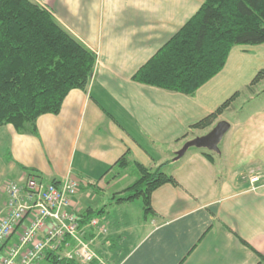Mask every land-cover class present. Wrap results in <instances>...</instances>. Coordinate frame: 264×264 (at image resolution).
<instances>
[{
  "label": "crops",
  "instance_id": "obj_1",
  "mask_svg": "<svg viewBox=\"0 0 264 264\" xmlns=\"http://www.w3.org/2000/svg\"><path fill=\"white\" fill-rule=\"evenodd\" d=\"M33 1L97 63L86 89L69 90L58 113L37 117L36 132L0 127V217L7 182L32 171L45 182L73 177L81 185L71 209L102 210L109 231L95 246L113 264H264V77L251 84L264 70V43L233 46L223 69L185 94L133 75L205 0ZM232 96L212 125L193 127ZM222 120L230 126L217 150L191 146L177 157ZM135 162L165 164L176 181L153 191L148 214L137 199L112 203L137 179ZM253 172L261 179L251 184Z\"/></svg>",
  "mask_w": 264,
  "mask_h": 264
},
{
  "label": "trees",
  "instance_id": "obj_2",
  "mask_svg": "<svg viewBox=\"0 0 264 264\" xmlns=\"http://www.w3.org/2000/svg\"><path fill=\"white\" fill-rule=\"evenodd\" d=\"M261 43L264 0H205L133 79L193 94L223 69L233 46ZM96 63L97 54L70 34L46 7L33 0H0V127L12 124L20 132H36L39 115L58 113L69 90L87 88ZM262 77L264 70L251 84ZM234 97L193 127L212 125ZM129 161L127 155L119 160L121 165ZM135 165L137 179L115 193L112 203L140 198L148 214L153 212V191L176 181L163 170L165 164L154 169L139 162ZM101 211L90 216L87 210L82 216L87 220Z\"/></svg>",
  "mask_w": 264,
  "mask_h": 264
},
{
  "label": "built area",
  "instance_id": "obj_3",
  "mask_svg": "<svg viewBox=\"0 0 264 264\" xmlns=\"http://www.w3.org/2000/svg\"><path fill=\"white\" fill-rule=\"evenodd\" d=\"M260 179L258 172L249 176L251 184ZM80 185L73 177L45 182L35 174L7 182L6 212L0 217V264H40L47 257L66 264H113L95 246L108 234L105 218L85 220L71 209ZM15 234L17 240L9 244Z\"/></svg>",
  "mask_w": 264,
  "mask_h": 264
},
{
  "label": "water",
  "instance_id": "obj_4",
  "mask_svg": "<svg viewBox=\"0 0 264 264\" xmlns=\"http://www.w3.org/2000/svg\"><path fill=\"white\" fill-rule=\"evenodd\" d=\"M229 126V122L225 120L219 121L206 134L196 136L195 138L186 141L182 148L177 152V157H181L191 146L207 148L209 150H217V144L225 132L229 129Z\"/></svg>",
  "mask_w": 264,
  "mask_h": 264
},
{
  "label": "rangeland",
  "instance_id": "obj_5",
  "mask_svg": "<svg viewBox=\"0 0 264 264\" xmlns=\"http://www.w3.org/2000/svg\"><path fill=\"white\" fill-rule=\"evenodd\" d=\"M128 172V174H130V171L128 170L127 171ZM133 175V174H132ZM131 179H135L134 177H132ZM130 181H129V179H126V180H123V182H120L119 184L120 185H123V184H128ZM115 189L113 186L112 187H110V188H108V189H106L104 192H103V194H104V196H109L110 194H111V191H113V189ZM115 191V190H114ZM105 201H107V198H105ZM137 202H141L142 203V200L139 198V199H137Z\"/></svg>",
  "mask_w": 264,
  "mask_h": 264
}]
</instances>
